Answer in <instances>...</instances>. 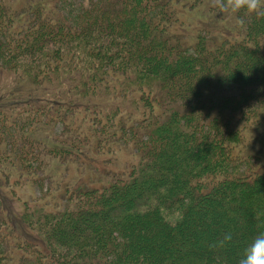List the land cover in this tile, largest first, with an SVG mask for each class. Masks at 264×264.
<instances>
[{
	"label": "trees",
	"instance_id": "trees-1",
	"mask_svg": "<svg viewBox=\"0 0 264 264\" xmlns=\"http://www.w3.org/2000/svg\"><path fill=\"white\" fill-rule=\"evenodd\" d=\"M68 1L0 0V69L20 83L0 97V264H238L264 232V16ZM201 1L233 34L185 45ZM81 157L107 169L70 188L43 169ZM23 176L54 185L17 212L4 186Z\"/></svg>",
	"mask_w": 264,
	"mask_h": 264
},
{
	"label": "rangeland",
	"instance_id": "rangeland-1",
	"mask_svg": "<svg viewBox=\"0 0 264 264\" xmlns=\"http://www.w3.org/2000/svg\"><path fill=\"white\" fill-rule=\"evenodd\" d=\"M81 2H83V0H69L68 2L63 4V9L64 11H68L69 4L71 5L75 4L77 6ZM207 6H209V4L206 1H201L197 3L195 10L189 11L190 13L187 14L186 12L187 8H183V10L181 11V15L184 18V23L178 26L176 33L177 34L180 33V36L182 37V41L184 42L185 45L190 44V42L193 39H195L198 30L202 31L201 33H203V31H206L208 33L206 34L207 38L209 37L210 39H213V37H211L212 34L210 35V31H211L210 28H212L211 32L213 33V35L215 36L216 34L220 38H229L233 34L232 26L230 24H228L227 22L224 23L222 21H219L222 16V13L220 14L218 11L219 9H216L215 12H213L212 14L211 12L204 13V11L207 9L206 8ZM210 16L214 20H212ZM19 84H20L19 81L15 79L12 74L0 69V97L4 98V96L10 95L11 91L16 89L19 86ZM1 101L2 102L0 103L4 104V101L6 100L2 99ZM90 101L91 100H89V102ZM77 116L80 115L78 114L76 115V119L79 120ZM62 128L63 127L60 123L54 125V127L51 128L52 135L55 136L56 138L57 137L60 138ZM117 152H118L117 158L112 164V166H114L115 168L111 169L112 171L121 168L123 164L127 162L129 159L128 153L125 151L124 148H120ZM98 158L99 159L104 158V155L101 154L99 155ZM48 161L50 162L49 166L47 167L44 166L43 169H48V171L50 170V172L53 175V178L55 175H57V177H60L62 175L61 178L64 180V182H66L65 183L66 187L69 188L72 186L71 183L78 181L79 186H81V184H85V181H87V179L92 178L99 172H101L102 174L104 173L102 172V170L107 169L106 162H105L106 164L102 162L100 165H98L97 163H94L92 161L90 162L85 161L82 157L81 159L70 160L64 162L63 164H60L57 160H53L52 158L50 159L48 158ZM35 166L36 165L33 164L34 168ZM41 174L40 173L36 174V177H39V175ZM103 177H104L103 178L104 181L109 180V178H105L104 175ZM23 178L25 179L24 176L21 177V180L18 183V185H16V183L13 182L10 185V181H9L8 186L7 187L4 186V198H6V200L10 198L14 200L11 203L12 204L11 206L13 209L17 210V212H21L19 203L21 201H28L30 197H32V200H36V202L37 200L42 201L43 198H44L43 200H45L46 197H43V194L48 190L49 187H50V191H52V186L54 185L52 184L51 186H49V184L52 183L51 182L52 179L49 180L40 179L35 184L30 185L29 181L28 180L23 181ZM67 179L68 181L71 182H67ZM61 192H62L61 190L55 192L56 193L55 197L58 200V204L55 205V208H60V206L63 205L64 198L59 197ZM17 199L20 202H18ZM4 208L6 209V206H4Z\"/></svg>",
	"mask_w": 264,
	"mask_h": 264
},
{
	"label": "clouds",
	"instance_id": "clouds-1",
	"mask_svg": "<svg viewBox=\"0 0 264 264\" xmlns=\"http://www.w3.org/2000/svg\"><path fill=\"white\" fill-rule=\"evenodd\" d=\"M221 7L233 13L243 9L248 13L264 16V0H225ZM224 239H231L230 234L225 235ZM238 264H264V232L258 233L245 246Z\"/></svg>",
	"mask_w": 264,
	"mask_h": 264
}]
</instances>
